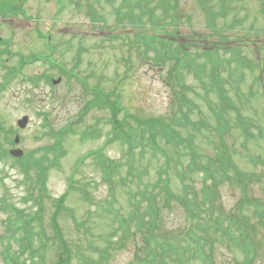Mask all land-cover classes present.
<instances>
[{"label": "rangeland", "instance_id": "374dc122", "mask_svg": "<svg viewBox=\"0 0 264 264\" xmlns=\"http://www.w3.org/2000/svg\"><path fill=\"white\" fill-rule=\"evenodd\" d=\"M222 1L227 5L225 17L222 15ZM146 2L145 5L153 11L156 1ZM167 3L166 14L160 8L152 12L155 18L165 14L166 28L163 32H170L176 27L179 31L176 39L165 38L173 41L167 51L163 50L165 39L160 37V31H150L154 39L153 45H149L135 36V30L127 20L125 24L120 20L122 28L118 32L123 31V36L108 37L109 31L117 30L116 8L121 6V0H14V12L0 17L3 18V21L0 20V124L6 127L7 133L15 130L11 137L15 139L19 134L21 141L18 147L25 153H33L36 158L48 151L49 159L54 160L52 146L59 138L61 141L55 162L49 167L47 161L44 163L47 191L42 195L41 210L37 200L39 185H32L30 191L32 177L28 178L29 181L25 180L19 162L10 159L0 162V264H15L7 261L9 258H15L17 264L58 263L61 248L57 238L47 240L43 245L42 261L37 255L31 259L28 250L22 254L19 238L24 240L23 233L32 228L28 236L33 247L37 248L53 236L50 222L55 207L52 199L63 195L71 180H75V187L87 192L86 195L78 188L72 189L66 199L70 210L57 216L62 232L73 248L71 264L131 263L135 244L131 239L121 246L115 243L117 237L111 236V233L120 221L115 214L113 216L107 211L111 208L118 215L125 216L130 209L128 196L117 188L118 196L116 201H112L102 167L88 154L102 149L125 171L129 169L126 166L128 162L134 163L138 169L146 168L145 183L156 178L155 169L163 162V157L153 154L148 148L142 150L139 145L135 151H129L128 145L111 131L113 114L110 106H88L94 100L90 92L95 85L107 94H113L112 90L118 94L121 107L119 119L132 116L129 118L132 122L147 117L175 121L183 115H190L196 119L211 120L214 116L211 107L217 111L218 103H221L216 85L219 78L221 87L235 105L246 116L253 117L264 126V87L259 81L260 75L264 74V0H205L209 6L207 12L211 26L207 25V12L197 5L196 0H167ZM218 8L219 14H216ZM141 10L146 11L140 16L141 24L146 27L144 30H151L146 7L142 5V8L134 9L133 14ZM175 13L180 15L177 22L171 17ZM220 28L221 34L227 38L224 41L218 31ZM128 30L133 32L130 34ZM199 34L207 38L203 37L205 43H194L195 35ZM246 34L250 38L244 42L243 48L234 52L221 49L218 53L216 50L222 65L213 76L205 48L216 47L219 43L232 46L234 43L226 41ZM256 41L259 44L254 47ZM181 43L184 44L183 52L189 49V56L202 71L191 62L190 57L185 66L187 57L183 56V52L176 59L171 57L164 61L167 53ZM40 55L42 57H38ZM33 56L34 61L30 60ZM83 78L88 79L87 86ZM58 79L61 82L53 84ZM23 115H28L30 121L21 130L17 120ZM133 128L138 130V126ZM94 129L99 132L98 135L94 134ZM254 130L258 131V128ZM188 133L196 135V144L201 152L206 150V154L213 155L217 151L202 139L199 131L189 127L183 135ZM233 133L238 137L234 143L229 141L228 148L238 153L235 156L237 165L245 172H254L264 181V141L251 144L252 155L262 159L259 165L254 166L238 152L241 149L239 129L234 127ZM1 140L0 143L9 150L12 140L8 137ZM163 148L168 151L171 146L164 144ZM175 158L187 162L185 149L175 153ZM132 181L137 183L136 179ZM255 182H252L250 193L264 200V182L263 186ZM233 188L226 184L220 191L222 203L218 202V205L227 210L235 207L241 198L238 187ZM15 209L25 215H36L29 228L22 230L20 223L13 224ZM167 220L170 221L169 224L167 222L168 231H174L169 233V237L183 234L181 230L186 218L181 212L175 211L174 215L167 216ZM78 221L83 225L78 227ZM133 224L132 231L135 229ZM181 225L182 228L179 227ZM253 229L256 230V227ZM258 232L254 236L257 262L264 256V227ZM220 235L214 253L215 263L243 262V251L231 246L230 242H224V239L220 242ZM25 243L26 240L22 244ZM77 249L79 259L75 256ZM105 250L110 252L109 256L104 255V252L107 253Z\"/></svg>", "mask_w": 264, "mask_h": 264}, {"label": "trees", "instance_id": "16d2710c", "mask_svg": "<svg viewBox=\"0 0 264 264\" xmlns=\"http://www.w3.org/2000/svg\"><path fill=\"white\" fill-rule=\"evenodd\" d=\"M142 1L145 0H133V3H131V0H121L122 7H117L116 12L120 17L126 14L127 17L120 19L123 24L126 19L134 17L132 10L136 6H142ZM155 1L153 11L160 8L162 13L165 12L166 14L165 6L168 5L167 0ZM197 2L201 9L207 12L209 6L205 3V0H197ZM221 4H223L222 15L225 17L226 13L224 9L227 5L224 1ZM125 9H127V13ZM152 12L149 17L150 25L155 28H165V14H162L159 18H155ZM206 14L208 15L206 18L208 26H211L208 21L210 16L208 12ZM216 14H219V8ZM171 17H174V20L177 22L180 15L175 13ZM102 19L103 17L100 18V20ZM220 30L221 28L218 30L221 39L226 40V36L221 34ZM140 34L143 39L145 38L148 41V34L142 32ZM195 36L194 43H198L199 41L206 42L207 38L205 36L200 34ZM249 38L247 34L245 36L234 37L233 41L236 42V45L231 50L237 51V49L243 48L245 46L244 42ZM166 44L168 46L163 45L164 51L168 50L171 43L166 42ZM258 44V41H256L254 47ZM224 48L226 50L229 49L227 46ZM183 50L184 44L181 43L176 49L170 50L167 53L164 61L171 57V59H176V56L180 52H183ZM205 55L213 66L211 72L214 76L217 68L222 65L219 54H216L215 50L206 49ZM183 56L187 57L184 62L185 66L188 61L191 60L193 62V59L189 56V49L183 52ZM241 60L239 56V61L241 62ZM246 66L248 67L247 63ZM196 67L201 71L199 65H196ZM259 81L264 86V74L260 75ZM220 83L221 81L218 78L216 85H218L217 92L221 103H218L217 111L210 106L214 113L211 120L206 118L196 119L190 115H183L181 119L175 121L167 118L162 121L159 118L147 117L146 119H136L132 122L129 120L132 116H124L122 119H119L121 107L117 100V94H114V100L113 98H106V100L109 99L106 104L110 106L113 114L111 131L128 145L129 151H135L139 145L142 150L148 148L153 154H160L163 157V162H160L155 169L156 178L152 182L144 183V176L147 174H145L146 168L141 167L138 169L134 163L128 162L126 166H129V169L125 171L121 168L118 161L108 158L102 149L91 152L103 169V178L110 187L112 201H116L118 196L116 192L117 188H119V191H124L128 196L130 209L126 212L125 216L118 215L119 217L117 218L120 224L111 234L117 235L116 244L124 245L130 239L135 244L134 258L131 264H169V262L197 264L199 261L200 264H216L214 253L218 248L216 246L218 234H221L219 237L220 242L224 239V242H230L231 246H237L243 251L244 260L237 264H264V256L257 262L256 255L258 253L256 254L255 250V246L257 245L254 242V236L264 227V200L256 198L250 193L253 181H256L255 183L258 186H263L262 182L264 181L262 179L261 181L254 172L242 170L235 160V156L238 153L228 148L230 147L229 141L233 140L234 143L238 137L237 134L233 133L234 127H236L239 129L241 136L239 154L241 153V156H245L252 161L254 165H256V162L259 165L262 159L258 157L257 160V157H254L250 150L252 143L264 141V126L260 125L253 117L246 116L235 105L231 96L221 87ZM98 88L97 85L94 86V93H92L94 100L89 102L88 106L103 104L101 96H105L100 93ZM232 112L235 114L232 115ZM212 122H214L213 125H211ZM132 125L138 126V130L134 129ZM189 127H192L195 131H199L202 134V139L216 148L217 151L213 155L206 154V150L201 152L200 146L196 144V135L190 133L183 135V131H188ZM256 127L258 131L254 130ZM93 131L94 134H97V130L94 129ZM7 137L9 140L11 139V131L5 132L4 126L0 124V142L2 138ZM60 143L58 141L56 145L52 146L55 157L59 152L57 147H60ZM164 144L171 146V149L165 150L163 148ZM181 148L185 149L188 162H182L180 159L175 158V153L179 154ZM47 153L48 151L40 158H36L32 153L16 160L21 166L25 180L29 181L28 178L32 177L30 179L33 183H30V186L38 184L40 187L38 188L39 197L37 198L40 203V210L43 209L42 200L44 201V198H42V195L47 190L44 179V175L46 174L44 173V171L46 172V165L44 163L47 161L49 167V165L55 162V159H49ZM9 157L5 147L0 143V162H4ZM176 159L178 162H176ZM146 171L148 172V170ZM132 179H136L137 181L135 187L130 183ZM70 183L69 188H78L74 186L75 182L73 180ZM225 183H228L230 188L238 187L242 192V197L239 199L236 207H232V210L229 211L218 205V202L222 203L219 201L222 197L220 191ZM78 189L87 194L84 189ZM69 190L61 197L52 199L55 207L50 222L54 230L53 236L41 243L40 247L34 248L31 237L28 236L29 231L32 233V228L26 230L23 233L26 243L22 244L24 240L19 238L22 254L28 250L31 259L37 255L40 258L39 260L42 261L43 245L45 246L47 240L57 238L62 253V256L58 258L57 264H71L72 247H70V243L65 238L57 217L60 212L65 210L68 212L70 210L66 206ZM30 196L32 195L30 194ZM113 210L111 208L108 209L110 214L114 216L117 212ZM173 210L181 212L187 218V221L181 230L183 234H179L178 236L175 234L176 236L171 238L169 237V233L174 231H168L170 229L167 226V222L169 224L170 221L167 220V216L174 215L175 211L172 212ZM14 212L16 218L13 224L16 222L20 223L22 230L29 228L32 221L36 219V215H25V213L22 214L23 211L21 210L15 209ZM128 217L129 221L127 222ZM188 218L194 221V223H191V220L188 221ZM131 224L135 225L133 231L131 230ZM77 225L78 227L82 226L83 222L78 221ZM254 227H256V230L253 229ZM75 251V256L79 259L78 249ZM105 251L107 253L104 252V255H107L109 251ZM81 259L84 260V257L81 256ZM7 261H13L17 264L15 258H9Z\"/></svg>", "mask_w": 264, "mask_h": 264}, {"label": "water", "instance_id": "95a60500", "mask_svg": "<svg viewBox=\"0 0 264 264\" xmlns=\"http://www.w3.org/2000/svg\"><path fill=\"white\" fill-rule=\"evenodd\" d=\"M27 123H28V117H24L23 119L18 121L19 126H21L22 128L26 127ZM16 142H19V137L16 138ZM11 153L14 156H22L23 154L22 150L19 149L12 150Z\"/></svg>", "mask_w": 264, "mask_h": 264}, {"label": "flooded vegetation", "instance_id": "af4514ba", "mask_svg": "<svg viewBox=\"0 0 264 264\" xmlns=\"http://www.w3.org/2000/svg\"><path fill=\"white\" fill-rule=\"evenodd\" d=\"M13 3H14V0H0V6L6 7V10L8 11L6 14L7 16L9 15V13L11 14L10 11L13 8ZM0 20L3 21L2 18Z\"/></svg>", "mask_w": 264, "mask_h": 264}]
</instances>
